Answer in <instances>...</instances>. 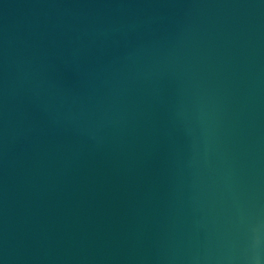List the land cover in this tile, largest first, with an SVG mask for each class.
<instances>
[{
    "label": "water",
    "instance_id": "1",
    "mask_svg": "<svg viewBox=\"0 0 264 264\" xmlns=\"http://www.w3.org/2000/svg\"><path fill=\"white\" fill-rule=\"evenodd\" d=\"M0 264H264V0H0Z\"/></svg>",
    "mask_w": 264,
    "mask_h": 264
}]
</instances>
